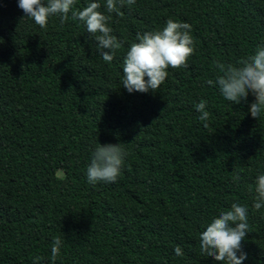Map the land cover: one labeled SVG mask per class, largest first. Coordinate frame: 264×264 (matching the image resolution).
<instances>
[{
  "label": "trees",
  "instance_id": "trees-1",
  "mask_svg": "<svg viewBox=\"0 0 264 264\" xmlns=\"http://www.w3.org/2000/svg\"><path fill=\"white\" fill-rule=\"evenodd\" d=\"M90 2L108 14L106 0L77 8ZM120 11L109 26L122 47L108 64L80 21L52 17L44 30L18 0H0V264H52L56 237L55 264H222L199 235L232 203L248 208L243 264H264V208H253L264 114L252 118L251 94L233 104L207 83L221 74L215 62L264 44V0H136ZM170 18L191 25L189 67L169 68L155 93H129L127 50ZM99 143L128 153L115 183L88 182Z\"/></svg>",
  "mask_w": 264,
  "mask_h": 264
},
{
  "label": "clouds",
  "instance_id": "clouds-1",
  "mask_svg": "<svg viewBox=\"0 0 264 264\" xmlns=\"http://www.w3.org/2000/svg\"><path fill=\"white\" fill-rule=\"evenodd\" d=\"M125 3L131 6L136 0H106L108 14L100 10L99 2H90L81 10L77 8V0H18V7L23 10L25 17L44 30H47L52 17H59L61 23L69 18L80 21L86 26L87 32L95 37L102 59L111 64L122 43L109 26L110 14L121 15L120 9ZM190 33V24L171 18L162 29L138 33V42L130 45L123 59V88L129 93H155L165 83L169 68L189 67L188 62L195 53V41ZM215 63L221 74L215 82L208 80L207 83H215L223 98L233 104H240L242 101L248 103V96L251 94L255 99L250 104V113L252 118L258 120L264 114V44L237 64ZM194 107L200 113L199 120L205 122L204 127L207 128L206 122L211 115L206 110L207 101L201 100ZM127 155L122 143H99L91 153L87 168L88 182H117L125 167ZM240 179L238 173L233 177L236 182ZM248 190L251 193L253 187L249 185ZM254 192L253 208L258 211L264 208V174H259L256 178ZM250 231L247 206L232 203L229 210L221 211L200 233V251L222 264H243L247 253L243 250L242 242L247 239ZM62 246L63 241L56 237L51 248L52 264L60 256ZM174 251L177 256L183 255L180 246ZM40 259L36 257L34 264Z\"/></svg>",
  "mask_w": 264,
  "mask_h": 264
}]
</instances>
